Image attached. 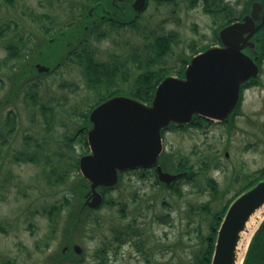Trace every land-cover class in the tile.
Returning <instances> with one entry per match:
<instances>
[{
  "label": "rangeland",
  "instance_id": "rangeland-1",
  "mask_svg": "<svg viewBox=\"0 0 264 264\" xmlns=\"http://www.w3.org/2000/svg\"><path fill=\"white\" fill-rule=\"evenodd\" d=\"M83 1L88 2L0 0V264H52L51 257L68 242L83 247V261L60 264H198L214 213L264 167V70L257 84L244 91L232 121L165 131V149L173 160L183 158L191 165L193 178L168 187L153 170L125 171L119 186L106 193L113 203L87 210L68 239L63 228L78 207L76 194L57 236L49 239L45 209L68 191V184L55 180L74 170L68 164L74 151L67 142L76 154L85 149L76 130L87 102L96 98L76 58L85 47L83 42L79 46L78 34H73L75 41L54 42L49 51L43 41H50ZM220 2L151 0L134 24L100 22L85 42L95 58L125 63L129 79L119 74L115 87L128 90L149 63L176 74L192 56V46L216 42L220 26L210 11ZM171 33L177 35L171 51L158 58L156 36ZM9 42L17 44L16 54L7 49ZM45 53L48 63L38 59ZM38 63L51 69L40 72ZM72 135L75 140L65 141ZM23 150L37 153L39 162L18 161ZM163 165L176 171L168 161Z\"/></svg>",
  "mask_w": 264,
  "mask_h": 264
},
{
  "label": "water",
  "instance_id": "water-1",
  "mask_svg": "<svg viewBox=\"0 0 264 264\" xmlns=\"http://www.w3.org/2000/svg\"><path fill=\"white\" fill-rule=\"evenodd\" d=\"M125 5L121 7L120 3L117 7L123 11ZM146 5L147 0L132 3L135 12ZM245 30L236 24L222 28L219 35L223 45H213L195 54L184 76H166L157 85L151 103L128 94H116L90 112L87 136L90 152L82 155L79 163L85 178L80 212L86 207L100 206L104 195L99 189L116 186L121 171L156 166L159 179L169 185L187 173H171L159 163L162 129L171 122L189 123L196 114L217 121L230 117L240 100L242 84L259 72L255 59L243 51L241 40ZM37 67L40 71L49 70L40 63ZM261 209L263 220L264 180L230 203L218 228L211 264H238L242 233ZM73 249L77 254L83 252L78 243Z\"/></svg>",
  "mask_w": 264,
  "mask_h": 264
},
{
  "label": "trees",
  "instance_id": "trees-1",
  "mask_svg": "<svg viewBox=\"0 0 264 264\" xmlns=\"http://www.w3.org/2000/svg\"><path fill=\"white\" fill-rule=\"evenodd\" d=\"M87 1V0H86ZM159 2L163 0H158ZM197 0H193V2H196ZM121 3V7L124 6L123 2H119L116 0V3L114 0H88V2H81V5L78 9V12L74 14L73 17L68 19L63 23L64 27L57 30V34L55 35V41L54 42H70L75 41L73 34H78V41L79 46L81 45V42L85 44V47L83 45L81 46L80 52L76 53L77 60L81 63L83 68V74L85 78V85L93 91V94L95 96V100L93 99V102H87L88 107L84 112L83 115V122L80 123V125L77 127L76 135H81L80 142L83 143V147L85 148L82 152L77 153L75 152V149L73 145L69 142H67L68 146L72 148L73 156L68 159L70 167H73L74 170L71 172L68 168L67 171H65L61 176L59 174L55 181H62L68 184V191L57 201L46 207L45 214H47L48 222H49V230L48 234L49 239L51 237L57 236L59 230H60V223L64 214V211L67 209H70V206L73 204L74 196L77 194L78 197V203L83 195V189H84V181L85 178L82 176V174L79 171V159L80 156L83 153H86L89 151L88 148V140H87V132L88 129L91 126V122L89 120V115L92 109L97 106L100 102L104 101L105 99L109 98L110 96L116 94V93H127L130 94L136 98H139L145 102L150 103L155 94V90L157 88V85L165 78V76L168 75L169 72L168 69L164 66L161 67H151V64L149 63L147 67H145L144 70H142L138 75L135 76L133 79L132 84L130 85V88L128 90H122L119 87L116 86V78L119 74H122V76H125L124 78L126 80L129 79L128 72L126 71V65L125 63L120 62H109L104 60H99L94 57V53L91 48H89L86 45V34L89 31L91 34L94 33L96 28L98 26H93V20L101 19L100 15L104 12V9H114L117 7L118 4ZM93 8L94 15H90V9ZM120 9V8H118ZM123 10H126L124 7ZM110 15L106 16L105 20L102 21V23H109L114 24L117 26L121 25H128V24H134L135 20L130 21L126 19L125 22L122 21H115L113 17H109ZM119 23V24H117ZM85 26H91L90 29H87ZM46 32H50V28H45ZM93 32V33H92ZM100 34V33H99ZM102 34H100L101 36ZM177 39V35L174 33H171L169 35L166 34H160L157 35L155 38V53L158 58H164L172 49L173 42ZM54 42L51 43L48 39L43 41V47H45L46 50H50L54 47ZM53 45V46H52ZM64 45H67L64 43ZM76 45V43L74 44ZM208 45H205L202 48H196V46H192L193 54L198 53L199 51L205 49ZM68 48V47H67ZM7 49L11 51V54H16L18 52V46L15 42H9L7 44ZM45 50V52H46ZM188 59L185 58L183 60V66L180 70H177L176 74L183 76L184 70L187 66V63L190 61L191 57ZM40 61L43 62H50V56L45 53L44 55H40L38 58ZM54 61V59H53ZM153 63L155 62V59L151 60ZM172 74V73H170ZM175 74V72L173 73ZM2 87V79L0 78V89ZM239 108H237L233 114V116L237 113ZM12 121H15V118L13 119L12 116H10ZM211 120H207L204 117L200 115H195L193 118V121L190 124H175L171 123L167 128H178V129H184L188 125H196L200 126L204 123H211ZM11 122H9L10 124ZM10 130H13V126H11ZM69 139L70 141L75 140V136L65 137V141ZM37 153H29L28 150H23L19 152V154L16 155V159L18 161H32L36 162L38 161V157L36 156ZM66 160V162L68 161ZM161 161L165 162L168 161L170 165L173 167L174 170H187L189 169V174L184 175L183 178L189 180L194 177L196 174L195 171H191V165L188 164V162H185V159L178 158V162L176 160H173V154L169 151H164L161 156ZM39 162V161H38ZM55 167H52L54 169ZM143 171H147L149 169H142ZM154 173H156V170H153ZM122 175V174H121ZM157 176V175H156ZM260 179H264V167L260 169V173L252 180H250L248 183H246L244 186L240 187L236 192L227 199L226 203L223 205V207L220 210H217L213 217L214 220L211 222V230L206 235V241L207 244L204 246V250L202 251V254L200 256V259L198 260V264H211L212 256L215 249V242L217 238V232L218 228L220 227V224L222 222V219L228 209L229 204L231 201L243 190L246 188L254 185L256 182H258ZM65 180V181H64ZM158 180V179H157ZM212 182H215L214 178H211ZM74 182V184H73ZM57 183V182H56ZM69 186L71 188H69ZM73 192L72 194L70 192ZM113 203V200L111 198L106 197L104 204H111ZM80 206L81 203L78 205V207L75 209L74 216L72 217V221L63 228V231L67 234V238H71L72 233L74 230H76L79 223L83 220V212H80ZM93 210V209H90ZM65 229V230H64ZM68 245H71V242H68ZM252 245L249 248L248 255L251 251ZM247 255V258H248ZM53 263L52 264H60L63 262L68 261H74V262H80L82 260V257L77 258L73 255V251L70 249L68 251H64L62 249L61 254H59L57 257H51L50 259Z\"/></svg>",
  "mask_w": 264,
  "mask_h": 264
},
{
  "label": "flooded vegetation",
  "instance_id": "flooded-vegetation-1",
  "mask_svg": "<svg viewBox=\"0 0 264 264\" xmlns=\"http://www.w3.org/2000/svg\"><path fill=\"white\" fill-rule=\"evenodd\" d=\"M118 1L120 2L123 0ZM128 1H130L131 4L128 2L127 5L129 4L131 8H133L132 3L134 0ZM221 1L220 7L215 9V12L210 11L213 21L218 22L217 26H222L219 32L223 27L231 24L244 26L246 30L243 32L241 40V43L244 45L243 51L255 59L259 68L257 76L252 77L242 84L241 91L244 93L246 89L257 84L256 81L259 78L258 76L264 70V0H240L241 3L237 6H235L233 2H231V4L225 0ZM125 2H127V0L123 1L124 5L126 4ZM127 5H125V8L131 10L129 7H126ZM104 16L105 14H102L101 18ZM114 17L117 20L123 18L116 14ZM97 26H100V24H97ZM51 39L53 40L54 38ZM217 44L223 45L221 38ZM2 264H5V261H3ZM244 264H264V220L254 236L251 251Z\"/></svg>",
  "mask_w": 264,
  "mask_h": 264
},
{
  "label": "bare ground",
  "instance_id": "bare-ground-1",
  "mask_svg": "<svg viewBox=\"0 0 264 264\" xmlns=\"http://www.w3.org/2000/svg\"><path fill=\"white\" fill-rule=\"evenodd\" d=\"M262 209L258 210L251 218V220L248 222V228L243 231L242 238L239 242L238 247V254H239V260L238 264H241L243 262V259L245 258L248 250L249 243L259 227L261 221H262V215H261Z\"/></svg>",
  "mask_w": 264,
  "mask_h": 264
}]
</instances>
